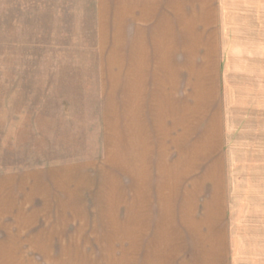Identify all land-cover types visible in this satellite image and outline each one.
Segmentation results:
<instances>
[{
    "label": "crops",
    "instance_id": "1",
    "mask_svg": "<svg viewBox=\"0 0 264 264\" xmlns=\"http://www.w3.org/2000/svg\"><path fill=\"white\" fill-rule=\"evenodd\" d=\"M92 1L98 155L0 174V264H264V0Z\"/></svg>",
    "mask_w": 264,
    "mask_h": 264
},
{
    "label": "rangeland",
    "instance_id": "2",
    "mask_svg": "<svg viewBox=\"0 0 264 264\" xmlns=\"http://www.w3.org/2000/svg\"><path fill=\"white\" fill-rule=\"evenodd\" d=\"M67 1L0 0V174L98 155L102 100L80 63L90 59L75 54L91 40L95 8L92 0ZM61 109L74 112L64 118ZM114 119L112 137L121 135Z\"/></svg>",
    "mask_w": 264,
    "mask_h": 264
}]
</instances>
